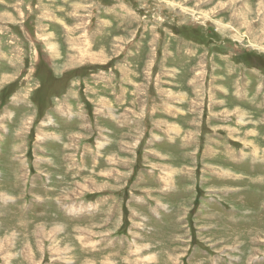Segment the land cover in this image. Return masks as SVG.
<instances>
[{
    "label": "rangeland",
    "instance_id": "rangeland-1",
    "mask_svg": "<svg viewBox=\"0 0 264 264\" xmlns=\"http://www.w3.org/2000/svg\"><path fill=\"white\" fill-rule=\"evenodd\" d=\"M0 264H264V0H0Z\"/></svg>",
    "mask_w": 264,
    "mask_h": 264
},
{
    "label": "bare ground",
    "instance_id": "bare-ground-1",
    "mask_svg": "<svg viewBox=\"0 0 264 264\" xmlns=\"http://www.w3.org/2000/svg\"><path fill=\"white\" fill-rule=\"evenodd\" d=\"M77 214V213H76Z\"/></svg>",
    "mask_w": 264,
    "mask_h": 264
}]
</instances>
